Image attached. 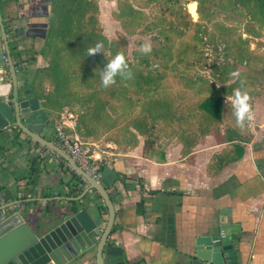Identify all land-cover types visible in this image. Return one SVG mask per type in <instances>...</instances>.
<instances>
[{"label":"trees","instance_id":"16d2710c","mask_svg":"<svg viewBox=\"0 0 264 264\" xmlns=\"http://www.w3.org/2000/svg\"><path fill=\"white\" fill-rule=\"evenodd\" d=\"M11 1L1 2L2 14ZM48 2L40 48L23 57L13 40L11 50L22 88L32 90L54 128L68 110L86 143L129 149L142 137L146 151L161 138L185 143L224 127L246 136L264 83V0H117L113 17L122 30L113 38L97 0ZM4 22L15 30L13 18ZM139 36L132 49L130 39ZM21 135L18 127L0 131V158ZM232 146L212 172L243 157L244 147Z\"/></svg>","mask_w":264,"mask_h":264},{"label":"crops","instance_id":"0c3cea01","mask_svg":"<svg viewBox=\"0 0 264 264\" xmlns=\"http://www.w3.org/2000/svg\"><path fill=\"white\" fill-rule=\"evenodd\" d=\"M97 1L104 33L113 38L122 30L112 19L117 0ZM49 13L48 0H12L7 5L3 17L13 18L14 31H26L15 40L23 57L41 45ZM107 21L113 24L112 36ZM43 64L40 58L38 66ZM19 80L23 87L25 76ZM259 89L244 137L224 127V131L185 143L161 138L147 151L142 137L135 148L102 144L112 145L104 154V163L115 173L116 187L108 190L119 193L111 241L122 247L125 264H203L194 257L195 240L218 235L223 223L239 227L232 234L234 264H264V83ZM42 137L57 145L54 125ZM234 144L244 147L243 157L212 172V165L221 166L217 156L232 150ZM6 150L0 158V195L4 206L8 205V215L19 212L12 206L20 205L25 220L35 226L53 211L79 206L88 208L106 228L105 201L97 192L87 191L88 181L59 153L29 142L23 133L20 144H8ZM91 197L93 206L88 204ZM224 263L233 264L232 258L226 256Z\"/></svg>","mask_w":264,"mask_h":264},{"label":"water","instance_id":"95a60500","mask_svg":"<svg viewBox=\"0 0 264 264\" xmlns=\"http://www.w3.org/2000/svg\"><path fill=\"white\" fill-rule=\"evenodd\" d=\"M2 1L6 0H0V66L9 67L11 81L0 75V131L18 127L35 144L59 153L88 181L87 191H95L103 198L109 217L103 229L88 208L79 206L53 211L35 226H31L21 212L9 214L0 220V264H83L86 261L89 264H125L122 247L111 241L116 216L114 203L119 193L108 189L116 187L115 173L106 166L101 182H96L58 145L42 137L54 124L32 90L22 88L19 80L22 74L12 57L10 41L25 35L26 31L8 32ZM44 27L46 29L47 24ZM88 202L93 206L95 199L91 197ZM238 228L223 223L218 235L196 238L194 257L203 264H225L227 256L234 264L232 234Z\"/></svg>","mask_w":264,"mask_h":264},{"label":"built area","instance_id":"2783aa9c","mask_svg":"<svg viewBox=\"0 0 264 264\" xmlns=\"http://www.w3.org/2000/svg\"><path fill=\"white\" fill-rule=\"evenodd\" d=\"M0 75L8 79L7 66H0ZM68 130H71L69 132ZM57 145L65 151L73 161L96 182H101L103 176L104 154L111 144L99 145L86 143L77 132V115L68 110L62 115L61 122L55 128ZM0 195V220L8 215L5 213L8 205ZM20 205L12 206L13 211L20 210ZM83 264H89L88 261Z\"/></svg>","mask_w":264,"mask_h":264},{"label":"rangeland","instance_id":"374dc122","mask_svg":"<svg viewBox=\"0 0 264 264\" xmlns=\"http://www.w3.org/2000/svg\"><path fill=\"white\" fill-rule=\"evenodd\" d=\"M190 11H191V13H194V19H196L197 18V16H196V13H195V11H196V5L195 4H193V5H190ZM149 13H152V11L151 10H149ZM112 19H113V21H115L114 20V18L112 17ZM107 23V30H108V35L109 36H112L113 35V24H110V22H106ZM109 23V24H108ZM113 23V22H112ZM135 38L136 39H139V38H141L140 36L139 37H133V38H131L130 39V44H131V48L133 49V47H134V42L136 41L135 40ZM145 39H147L148 40V38L147 37H144ZM40 46L41 45H38V47L36 48V49H39L40 48ZM44 65V64H43ZM34 68V67H33Z\"/></svg>","mask_w":264,"mask_h":264}]
</instances>
